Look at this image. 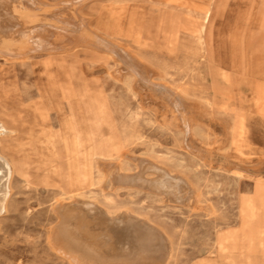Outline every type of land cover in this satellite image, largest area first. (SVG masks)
Listing matches in <instances>:
<instances>
[{"label": "rangeland", "instance_id": "obj_1", "mask_svg": "<svg viewBox=\"0 0 264 264\" xmlns=\"http://www.w3.org/2000/svg\"><path fill=\"white\" fill-rule=\"evenodd\" d=\"M59 1L34 0L36 19L22 15L19 21L0 7V26L11 28L5 33L13 40L21 29L42 35L44 20L66 15ZM261 1L92 0L78 9L89 28L123 38L152 81L182 97L176 108L164 93L139 85L106 54L84 46L52 59L0 56V117L14 132L0 139V151L14 165L0 213V264L68 263L46 239L55 223L53 206L69 196L64 148L43 139L61 117L73 124L78 191L165 230L174 264H264V23L256 22ZM206 6L210 15L201 37L180 25L185 14ZM131 21L135 43L123 36ZM37 105L50 108L47 128L35 121ZM135 158L187 177L198 201L185 186L165 192L104 187L101 165L112 161L135 172ZM88 233L95 241L107 235L111 250H118V240H132L130 230L105 222Z\"/></svg>", "mask_w": 264, "mask_h": 264}, {"label": "bare ground", "instance_id": "obj_2", "mask_svg": "<svg viewBox=\"0 0 264 264\" xmlns=\"http://www.w3.org/2000/svg\"><path fill=\"white\" fill-rule=\"evenodd\" d=\"M89 1L91 2L92 0H60L57 2L56 5H61V13L64 11L66 15L44 20V24L38 27L39 30L43 31L42 35L35 34L34 36H30L21 29L19 31V39L13 40V37L5 33V29L11 28L1 25L0 56L7 60H20L31 54L32 56L44 55L52 59V57L54 58V56L57 55H67L71 51V48L74 49V47L84 46L94 52L106 54V56L115 62L120 72L130 74L139 85L141 84L142 86L158 91L156 93H164L167 96L168 102L175 108L181 106L182 97L178 93L171 91L168 88L169 86L167 87L163 83L153 82L149 72L143 66L141 61L142 58L134 56L131 50L129 51L128 48L121 43L123 38L110 36L98 30H93L85 24L84 18L78 12V9L85 6ZM33 2L34 0H0V7L3 9L5 7L8 8L3 11L13 20L19 21L22 15H28L30 18L36 19L34 8L32 7ZM261 4L258 11L259 17H256L257 25L262 22L264 23V0L261 1ZM52 5L53 4H51V6ZM1 13L2 12H0V14ZM209 15L210 8L208 6L192 10L179 20L180 25L185 26L190 32H194L201 37L205 32V25ZM137 21L135 22L137 23ZM22 22L25 21L22 20ZM133 23L134 22L131 21L128 33L125 32L126 34L123 36L132 39L131 42L135 43L138 33ZM126 26L127 25H125V29ZM239 39L244 41V36ZM259 40L264 44V35L260 37ZM38 61H40V59ZM33 111L37 125L47 128L48 122L50 121V108L37 105L33 108ZM57 115L61 116V113L58 112ZM9 127L5 118L0 117V139L1 136H5V134H14V132H12L13 130H9ZM235 129H237V127H235ZM43 139L46 141L52 140L56 144H61L63 146L69 188L68 202L65 203V200L61 198V200L58 199L53 206L55 223L48 230L46 237L51 250L67 261L68 263L66 264H174L172 260V238L165 230L150 222L146 217L133 216L134 214L130 215L125 210H108V208L106 209L101 205L103 203H99L95 199L86 198L78 191L76 186L77 176L75 172V162L73 159L71 160V151L74 147L73 124L71 123V118H58L56 131L53 134L46 132ZM119 153L121 154V152ZM119 158H121L120 155ZM107 162L103 164L101 161L103 164L101 165L102 171L98 168L102 172L101 180H99L100 182L102 181L104 187L129 184L131 186H148L152 189L165 192L169 191L172 187L178 189L179 186H185L192 198L198 201V195L191 189L190 186L192 184L189 183L187 177L185 178L183 175L171 173L165 168L157 166L158 164L156 165L155 163L149 162L145 158H135L137 165V170L135 172H131L123 166H119V163L112 161ZM13 172L14 165L12 158L0 151V213L6 211ZM147 172H151L152 176L147 177ZM97 178H100V176ZM174 199L175 198H173V200ZM103 222L109 226L120 227L122 230H130L132 233L131 242L123 243L122 240H120L122 243H118V240L116 241L118 250L112 248L113 251L105 247V244L109 240L107 235H99L100 240L98 241L92 239L88 231H90L92 227L98 226ZM87 233L90 236L87 235ZM232 263H235V261Z\"/></svg>", "mask_w": 264, "mask_h": 264}]
</instances>
